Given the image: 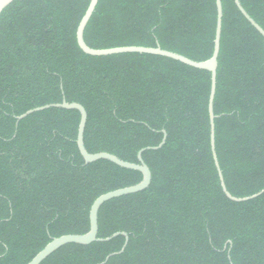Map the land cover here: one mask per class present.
Here are the masks:
<instances>
[{
	"label": "trees",
	"instance_id": "16d2710c",
	"mask_svg": "<svg viewBox=\"0 0 264 264\" xmlns=\"http://www.w3.org/2000/svg\"><path fill=\"white\" fill-rule=\"evenodd\" d=\"M264 29V0H240ZM91 0H15L0 16V264H28L54 238L85 234L101 195L136 185L138 170L86 163L84 143L139 163L152 183L99 211V238L41 264H264V194L235 202L211 147L212 74L147 53L93 56L77 41ZM223 25L214 102L216 151L229 192L264 189V36L234 0ZM217 0H100L85 30L93 49L161 47L194 61L214 51ZM121 252V253H120ZM118 253V254H114ZM111 255V256H110ZM110 257V258H108ZM108 258V259H107Z\"/></svg>",
	"mask_w": 264,
	"mask_h": 264
},
{
	"label": "water",
	"instance_id": "95a60500",
	"mask_svg": "<svg viewBox=\"0 0 264 264\" xmlns=\"http://www.w3.org/2000/svg\"><path fill=\"white\" fill-rule=\"evenodd\" d=\"M15 0H0V16L3 13V11ZM100 0H91L89 7L82 17L78 29H77V41L80 48L87 54L93 55V56H106V55H113V54H120V53H147V54H154V55H161L168 58L175 59L177 61H180L184 64L190 65L195 68L199 69H205L211 72L212 74V85H211V95H210V102H209V112H210V120H211V147L213 152V157L215 160L216 167L218 169L221 186L223 188L224 193L226 196L235 202H245L249 201L255 198H258L262 194H264V189L260 192L253 194L251 196L247 197H236L232 195L225 183V178L220 166V162L218 159L217 151H216V126H215V113H214V102H215V96H216V89H217V75H218V67H219V55H220V48H221V34H222V25H223V4L222 0H217V10H218V21H217V30H216V36L214 41V51L213 55L210 59L206 61H194L186 56H183L181 54L171 52L168 50H164L161 47H143V46H126V47H117V48H111V49H93L89 47L85 41V30L86 27L91 20L97 6ZM239 10L242 12V14L246 17V19L264 36V29L248 14V12L244 9V7L241 4L240 0H234ZM51 107H60V108H66V109H75L78 110L81 114V120L79 125V131H78V138L77 143L79 150L85 160L86 163H92L96 162L100 159H106L109 160L123 168L132 169V170H138L143 174V180L133 186L117 189L108 193H105L98 197L95 202L93 203L91 210H90V230L85 234H69L64 235L59 238H54L42 251H40L32 261H30L28 264H41L46 258H48L50 255H52L54 252H56L61 247L76 243V244H82V245H90L91 243L97 242V241H109L113 237L118 235H124L126 237V243L121 250L123 252L126 248V245L129 241V236L126 233L118 232L113 234L111 237L107 238H99V211L104 203H106L109 200H112L114 198H118L121 196L134 194L141 192L143 190H146L152 183V172L148 165L145 163L143 159V152L148 149H160L164 146L167 140V132L166 130L163 131L164 138L160 145L156 147H148L142 149L138 154L139 163H131L124 161L117 157L116 155H113L111 153L107 152H99V153H89L85 147L84 143V132L88 120V113L86 108L81 105L80 103H69L65 99L62 103L58 104H49L42 107H37L35 109L29 110L23 115L18 117V120H22L28 115L39 112ZM120 252V253H121ZM118 254V253H114ZM111 256V255H110ZM110 258V257H108ZM107 258V259H108Z\"/></svg>",
	"mask_w": 264,
	"mask_h": 264
}]
</instances>
